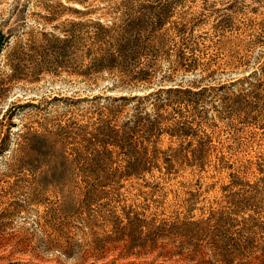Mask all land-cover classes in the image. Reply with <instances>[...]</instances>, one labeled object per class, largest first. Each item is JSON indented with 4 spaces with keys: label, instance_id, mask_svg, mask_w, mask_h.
Listing matches in <instances>:
<instances>
[{
    "label": "rangeland",
    "instance_id": "374dc122",
    "mask_svg": "<svg viewBox=\"0 0 264 264\" xmlns=\"http://www.w3.org/2000/svg\"><path fill=\"white\" fill-rule=\"evenodd\" d=\"M120 1L0 0V264H191L156 258L155 250L142 254L152 241L157 247L176 244L165 231L150 238L145 227L225 208L222 195L234 190L254 196L253 215L264 223V83L239 110L215 112L224 119L209 112L206 121L188 120L196 138L208 137L211 155H224L228 168L121 179L123 155L111 145L103 153L101 125L114 136L132 113L110 106L107 98L149 89L119 88L106 74L70 75L67 61L55 65L54 56L44 57L38 48L45 44L41 32L63 30L74 17L72 9L99 14ZM152 1L168 3L175 17L195 25L200 68L178 72L176 83L203 77L213 85L228 83L258 61L264 65V0ZM42 58L54 63L37 72ZM240 88L235 84L232 91ZM143 136L136 134L138 149ZM151 141L159 149L184 142L166 135ZM232 176L238 185L224 193L221 187ZM188 191L198 203L185 216L181 199ZM122 210L139 213L147 223L143 230H117L125 223L119 221ZM138 251L139 256L128 255Z\"/></svg>",
    "mask_w": 264,
    "mask_h": 264
},
{
    "label": "trees",
    "instance_id": "16d2710c",
    "mask_svg": "<svg viewBox=\"0 0 264 264\" xmlns=\"http://www.w3.org/2000/svg\"><path fill=\"white\" fill-rule=\"evenodd\" d=\"M74 2L83 4V1ZM94 12L86 8L72 9L74 17L66 22L63 30L53 27V32H41L45 44L39 46L38 52L44 57L54 56L55 65L67 61L70 75L89 79L106 74L119 88L149 89L141 95L107 98L110 106L119 110L129 108L132 112L124 117L125 122L114 136L108 132L107 125L99 129L103 153L107 154L106 147L111 145L123 155L120 178H141L155 173L163 178L182 171L198 174L207 167L214 170L227 167L224 155L212 156L211 140L196 138L188 120L206 121L209 112L213 119H224L225 116L217 114L219 109H225L228 114L239 110L250 91L264 83V65L258 61L247 75L228 83L213 85L203 77L182 85L174 79L178 72L193 74L200 68L195 56L197 43L192 22L175 17L168 3L152 0H121L102 13ZM173 46L175 50L171 54ZM47 60L41 59L37 72L45 70L46 63H54ZM156 77L158 81L154 83ZM235 84L241 86L237 93L232 91ZM163 121L175 122L164 125ZM138 132L144 133L141 149L136 141ZM161 135L169 139L182 138L184 142L175 149L169 146L159 149L151 140ZM237 185L232 176L221 189L225 193ZM247 194L239 190L223 194L222 201L228 206L209 210L197 218L193 215L148 224L145 228L150 238L165 231L169 239L175 238L176 244L174 241L157 247L152 241L149 248L141 249L142 254L155 250L156 258L175 259L177 263L264 264V223H259L253 215L254 196ZM187 195L181 199L185 216L192 214L198 203L196 194L188 191ZM119 221L125 222L116 228L121 233L125 228L143 230L146 223L139 213L129 210H122ZM150 222H154L153 219ZM139 254V251L128 253L130 256Z\"/></svg>",
    "mask_w": 264,
    "mask_h": 264
}]
</instances>
